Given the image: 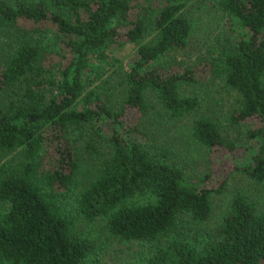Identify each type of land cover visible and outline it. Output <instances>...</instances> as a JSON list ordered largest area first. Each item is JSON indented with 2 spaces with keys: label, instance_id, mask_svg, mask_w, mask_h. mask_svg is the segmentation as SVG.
I'll use <instances>...</instances> for the list:
<instances>
[{
  "label": "trees",
  "instance_id": "obj_1",
  "mask_svg": "<svg viewBox=\"0 0 264 264\" xmlns=\"http://www.w3.org/2000/svg\"><path fill=\"white\" fill-rule=\"evenodd\" d=\"M215 4L227 31L203 61L179 67L166 57L192 33L184 0H0V29L22 38L0 62V152L19 151L0 163V264H98L77 229L97 220L110 236L148 243L137 264H264V208L250 191L233 190L204 226L232 174L264 185V0ZM48 31L64 51L56 67ZM125 43L136 46L113 109L84 80L93 52ZM204 78L232 93L225 118L245 127L238 138L195 116L201 100L181 93ZM146 94L169 118L192 116L189 139L215 151L202 175L188 179L165 145L148 142Z\"/></svg>",
  "mask_w": 264,
  "mask_h": 264
},
{
  "label": "rangeland",
  "instance_id": "obj_2",
  "mask_svg": "<svg viewBox=\"0 0 264 264\" xmlns=\"http://www.w3.org/2000/svg\"><path fill=\"white\" fill-rule=\"evenodd\" d=\"M185 7L181 13L193 23V29L187 45L181 50L170 52L166 57V66L191 67L203 61L205 56L213 50L220 41L226 30L225 18L217 9L215 0H184ZM26 26L30 24L25 23ZM41 28L48 25L39 26ZM51 28V27H49ZM45 28V29H49ZM51 31V29H49ZM152 30L145 31L142 38L148 41L152 37ZM40 36L41 35H38ZM21 37L8 29H0V62L5 55L20 41ZM44 44L48 45L46 51L47 67H56L62 58L64 51L54 44V36L48 31L42 37ZM218 40V42H216ZM134 44H117L103 47L104 56L100 51H95L89 56L90 66L84 80L85 90L94 88L103 102L116 109L123 96V69L127 59L134 56ZM182 94L197 96L200 104L194 112L195 116H210L220 126L222 134L227 139L238 138L244 126L234 127L226 122L228 107L233 102L232 93L228 92L218 80L204 78L191 84L182 85ZM7 95L3 100L7 99ZM146 101L150 105L148 117L140 118L139 127L146 134L150 144H163L170 151L169 160L178 164L184 175L191 179L202 175L207 169V156L215 154L203 146H199L189 139V120L191 115L172 119L167 117L156 105L154 98L146 94ZM101 150H105V144L100 141ZM19 156V151L0 152V163L14 162ZM84 163H88L89 157L82 155ZM241 188L250 191L256 198L258 204L264 208V185L252 187L248 185L244 176L239 173L232 174L228 181L225 192L214 197V214L204 225L210 226L216 219L219 209L229 194ZM5 203H0V214L6 209ZM203 226V227H204ZM190 227L181 228L179 232L184 233ZM81 234L86 235L95 244L94 257L98 264H137V261L144 257L150 250L148 243L133 240H120L110 236L103 227V222L97 220L92 223L77 225Z\"/></svg>",
  "mask_w": 264,
  "mask_h": 264
}]
</instances>
